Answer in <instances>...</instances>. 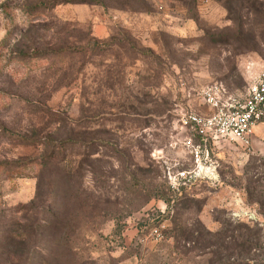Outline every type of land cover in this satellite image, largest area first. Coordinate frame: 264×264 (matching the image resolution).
Listing matches in <instances>:
<instances>
[{
	"label": "rangeland",
	"instance_id": "obj_1",
	"mask_svg": "<svg viewBox=\"0 0 264 264\" xmlns=\"http://www.w3.org/2000/svg\"><path fill=\"white\" fill-rule=\"evenodd\" d=\"M263 71L264 0H0V264H264V123H183Z\"/></svg>",
	"mask_w": 264,
	"mask_h": 264
},
{
	"label": "built area",
	"instance_id": "obj_2",
	"mask_svg": "<svg viewBox=\"0 0 264 264\" xmlns=\"http://www.w3.org/2000/svg\"><path fill=\"white\" fill-rule=\"evenodd\" d=\"M202 99L212 110L211 115L205 117L190 111L183 116V123L192 126L200 136L199 144L191 140L188 143L199 167L210 162L211 143L229 141L244 149L253 147L255 128L264 123V71L254 79L244 97L229 96L224 85L216 83L203 91ZM202 175L200 168L197 176Z\"/></svg>",
	"mask_w": 264,
	"mask_h": 264
},
{
	"label": "trees",
	"instance_id": "obj_3",
	"mask_svg": "<svg viewBox=\"0 0 264 264\" xmlns=\"http://www.w3.org/2000/svg\"><path fill=\"white\" fill-rule=\"evenodd\" d=\"M246 227V228H245ZM242 226L241 224H238L237 225V229H240V228H242L241 230H240V232H242L243 231V229H246V230H249L250 229V227H247V226ZM205 230L204 229H202V235H203V232H204ZM250 231V230H249ZM207 235H210L211 236V233H206ZM219 237H220V235H219ZM239 237H241V236H239ZM239 237H237V238H234V240L231 242V243H233V244H237L238 242H239V240H240V238ZM224 239V240H223ZM205 240V237L203 236V241ZM220 240H221V243H219V245L221 246V248H223L224 249V246L226 245V243H227V241L225 240V238L224 237H222V238H220ZM209 241H211L212 242V239H209ZM208 246H211L210 244H208ZM240 246H245L244 247V249H246V250H248L249 248H252V247H254V246H256L253 242H247V241H245L244 242V245H240ZM218 264H220V263H218ZM222 264H232L231 262H227V263H222Z\"/></svg>",
	"mask_w": 264,
	"mask_h": 264
}]
</instances>
